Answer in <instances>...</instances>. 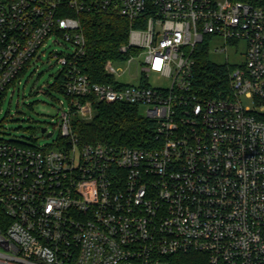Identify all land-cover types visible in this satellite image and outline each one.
I'll use <instances>...</instances> for the list:
<instances>
[{"label":"built area","instance_id":"built-area-1","mask_svg":"<svg viewBox=\"0 0 264 264\" xmlns=\"http://www.w3.org/2000/svg\"><path fill=\"white\" fill-rule=\"evenodd\" d=\"M88 14L131 23L124 58L105 65L114 83L82 66ZM207 36L246 43L227 96L194 89ZM51 39L68 50L52 55L68 106L52 146L0 139V264H264V11L233 0H0V111ZM136 54L141 82L116 83L115 63ZM151 75L170 86L146 84ZM95 102L138 106L153 146L82 145L73 119L92 120Z\"/></svg>","mask_w":264,"mask_h":264},{"label":"trees","instance_id":"trees-1","mask_svg":"<svg viewBox=\"0 0 264 264\" xmlns=\"http://www.w3.org/2000/svg\"><path fill=\"white\" fill-rule=\"evenodd\" d=\"M250 4L264 11V0H233ZM86 37V55L82 66L95 83H114L105 65L124 58L121 48L128 43L130 21L111 14L81 16ZM206 50V49H205ZM194 89L202 96L221 97L230 93L228 72L232 66H216L208 62L206 52L195 56ZM64 80L56 79L54 88L64 94ZM92 120L73 119V130L82 145L107 144L132 148L153 146L154 122L145 118L138 106L103 102L94 103ZM188 264V263H184Z\"/></svg>","mask_w":264,"mask_h":264},{"label":"rangeland","instance_id":"rangeland-1","mask_svg":"<svg viewBox=\"0 0 264 264\" xmlns=\"http://www.w3.org/2000/svg\"><path fill=\"white\" fill-rule=\"evenodd\" d=\"M51 39L37 57L33 58L29 67L22 73L19 80L7 92L0 111V139L2 141L35 145L44 148L54 145L61 136L60 119L62 107L67 109L68 101L64 94L54 88L56 79L60 76L61 67L56 64L52 55L55 51L67 53L63 41L54 43ZM206 48V50H205ZM226 48V52L222 49ZM202 49L206 52L209 63L216 66L230 65L233 68L241 66L246 61V43L234 45L225 44L222 37L207 36ZM136 56L129 64L121 60L115 63V69L120 76H115V82L120 85H138L141 82L140 66L144 54ZM137 77L133 79L134 77ZM146 84L153 88L166 89L170 86L169 79H158L151 75ZM245 104L250 101L242 99ZM144 111V110H143ZM47 128V137L41 133Z\"/></svg>","mask_w":264,"mask_h":264},{"label":"water","instance_id":"water-1","mask_svg":"<svg viewBox=\"0 0 264 264\" xmlns=\"http://www.w3.org/2000/svg\"><path fill=\"white\" fill-rule=\"evenodd\" d=\"M41 133L47 137H51L53 135L52 133H47V128H42Z\"/></svg>","mask_w":264,"mask_h":264}]
</instances>
